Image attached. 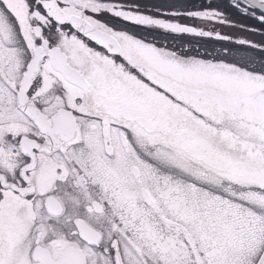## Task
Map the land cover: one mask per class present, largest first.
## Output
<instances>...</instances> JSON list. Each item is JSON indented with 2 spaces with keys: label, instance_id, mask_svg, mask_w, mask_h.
<instances>
[{
  "label": "snow or ice",
  "instance_id": "6c2138e0",
  "mask_svg": "<svg viewBox=\"0 0 264 264\" xmlns=\"http://www.w3.org/2000/svg\"><path fill=\"white\" fill-rule=\"evenodd\" d=\"M0 264H264V0H0Z\"/></svg>",
  "mask_w": 264,
  "mask_h": 264
}]
</instances>
